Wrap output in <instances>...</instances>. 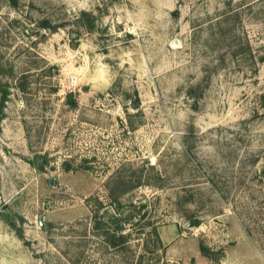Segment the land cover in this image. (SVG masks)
Wrapping results in <instances>:
<instances>
[{"label": "rangeland", "instance_id": "1", "mask_svg": "<svg viewBox=\"0 0 264 264\" xmlns=\"http://www.w3.org/2000/svg\"><path fill=\"white\" fill-rule=\"evenodd\" d=\"M0 84V264H264V0H0Z\"/></svg>", "mask_w": 264, "mask_h": 264}, {"label": "water", "instance_id": "2", "mask_svg": "<svg viewBox=\"0 0 264 264\" xmlns=\"http://www.w3.org/2000/svg\"><path fill=\"white\" fill-rule=\"evenodd\" d=\"M71 97H72V95L70 94V95H68V100H71ZM37 156H35L34 158H33V165L34 166H36V164H37ZM53 184V179H51L50 181H49V185H52ZM21 194V193H20ZM20 194H18V195H16L13 199H11L7 204H5L3 207H2V209L0 210V212H4L7 208H8V206L11 204V202H13V201H15V200H17L19 197H20ZM39 224H40V226L41 227H43V223H42V221H41V217H39Z\"/></svg>", "mask_w": 264, "mask_h": 264}, {"label": "trees", "instance_id": "3", "mask_svg": "<svg viewBox=\"0 0 264 264\" xmlns=\"http://www.w3.org/2000/svg\"><path fill=\"white\" fill-rule=\"evenodd\" d=\"M8 2H9V4L12 6V7H16L17 6V0H8ZM41 26H43V27H47L48 26V24L46 23V22H43V23H41ZM2 97H1V105H2V103L5 101V99H6V96H7V91L4 89V90H2V95H1ZM70 104H73L72 102H69ZM111 194V196H113L112 195V193H110ZM113 198H115V197H113ZM116 200V199H115ZM17 236L22 240V235L21 234H19V233H17ZM113 244H115V243H113Z\"/></svg>", "mask_w": 264, "mask_h": 264}, {"label": "built area", "instance_id": "4", "mask_svg": "<svg viewBox=\"0 0 264 264\" xmlns=\"http://www.w3.org/2000/svg\"><path fill=\"white\" fill-rule=\"evenodd\" d=\"M74 83H75V80L72 77H69L68 78V85H69V87H73L74 86Z\"/></svg>", "mask_w": 264, "mask_h": 264}, {"label": "flooded vegetation", "instance_id": "5", "mask_svg": "<svg viewBox=\"0 0 264 264\" xmlns=\"http://www.w3.org/2000/svg\"><path fill=\"white\" fill-rule=\"evenodd\" d=\"M2 90H4V88H2V85L0 84V95H2Z\"/></svg>", "mask_w": 264, "mask_h": 264}]
</instances>
